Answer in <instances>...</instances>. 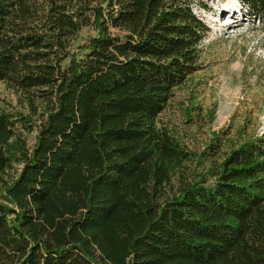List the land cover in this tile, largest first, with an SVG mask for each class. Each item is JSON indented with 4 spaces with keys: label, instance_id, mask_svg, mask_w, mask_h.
Segmentation results:
<instances>
[{
    "label": "trees",
    "instance_id": "1",
    "mask_svg": "<svg viewBox=\"0 0 264 264\" xmlns=\"http://www.w3.org/2000/svg\"><path fill=\"white\" fill-rule=\"evenodd\" d=\"M238 1L264 21V0ZM198 9L0 0V81L47 105L32 148L0 109V264H264V133L162 200L191 157L158 119L202 67Z\"/></svg>",
    "mask_w": 264,
    "mask_h": 264
},
{
    "label": "rangeland",
    "instance_id": "2",
    "mask_svg": "<svg viewBox=\"0 0 264 264\" xmlns=\"http://www.w3.org/2000/svg\"><path fill=\"white\" fill-rule=\"evenodd\" d=\"M209 4V11L196 10L210 28L201 44L202 67L174 89L158 119V125L168 128L191 153L172 172L162 200L187 183H212L210 170L216 164L264 133V21L252 18L238 0H209ZM228 22L234 27L227 28ZM96 34L93 26L82 28L73 41V52ZM68 64L66 59L62 65ZM46 107L39 98L32 105L28 95L0 81V109L27 118L16 124L11 142L21 138L26 148H32ZM19 168L16 164L12 174Z\"/></svg>",
    "mask_w": 264,
    "mask_h": 264
},
{
    "label": "bare ground",
    "instance_id": "3",
    "mask_svg": "<svg viewBox=\"0 0 264 264\" xmlns=\"http://www.w3.org/2000/svg\"><path fill=\"white\" fill-rule=\"evenodd\" d=\"M225 12H226V11H224V10L221 11V13H222L223 15L226 14ZM234 15H235V14H234ZM234 15H233L232 17H234ZM232 17H231V18H232ZM226 27H227V28H233V27H234L233 22H228V23L226 24Z\"/></svg>",
    "mask_w": 264,
    "mask_h": 264
}]
</instances>
